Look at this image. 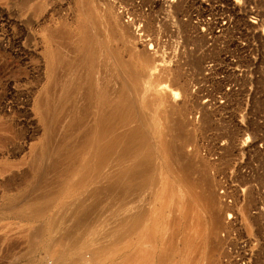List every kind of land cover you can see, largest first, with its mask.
Returning <instances> with one entry per match:
<instances>
[{"label": "rangeland", "instance_id": "374dc122", "mask_svg": "<svg viewBox=\"0 0 264 264\" xmlns=\"http://www.w3.org/2000/svg\"><path fill=\"white\" fill-rule=\"evenodd\" d=\"M215 1L183 0L178 4L175 8L177 18L185 16L188 23H181V33L171 35L172 41L158 54L151 47L140 45L137 34L124 23L112 0H0V264L59 263L43 253L47 247L57 252L62 250L54 244L53 235L47 230L56 206L54 201L49 202L57 194L55 184L59 182L61 171L74 165L76 139L71 136V140H65L70 129H61V132L57 128V86H61L64 78L74 76L73 73L77 77L92 75L90 66L80 69L76 66L82 65L90 51V48H85L86 36L91 39V48L96 44V48L101 46V50L96 49L98 55L108 50V54H103L106 55L108 74L101 73L100 76L125 87L128 108L141 117L146 114L145 119L154 113L161 118V121H156L155 131L157 134L160 131L155 144L159 149L160 146L163 148L159 150V156L164 154L160 160L176 169L180 177L192 180L196 192L206 200L207 207L198 210L201 225L200 233L196 234L193 227L185 225L182 207L172 205L166 196L169 186L165 182L140 196L142 208L148 213V228L153 241L151 263L159 264L166 256L168 261L165 264H190L188 254L195 244H190L189 240L196 239L200 245L194 256L195 262L198 259L195 264H264V245L254 242L264 233L261 216L264 209V73L252 111L246 114L203 111L198 123L189 120L197 106L192 96V83L205 61L202 51L206 39L196 22L214 9ZM246 3L260 12L263 22L259 32L260 36L264 35V0H246ZM237 19V24L246 27L249 17ZM262 41L261 49L264 50ZM57 49L61 50L60 53L64 51L67 58L65 66L60 67L64 73L56 68L59 74L52 70L50 64L59 58ZM241 51L238 50L237 55ZM98 55L96 61L101 63L104 60ZM79 59L83 62H78ZM101 66L96 68L103 69ZM119 76L124 81H120ZM39 101L44 105L41 106ZM52 106L57 112L51 109ZM42 108L49 111L48 119H44ZM173 123L178 128L181 123V135ZM58 142L65 143H60V148ZM54 144L59 146L56 148ZM44 164L47 166L43 167ZM243 169H247L249 175H245ZM160 170L158 176L161 179H171L167 166L163 165ZM230 170L235 176L224 178L227 181L225 186L221 177ZM222 188L234 205L224 200V194L220 193ZM182 195L184 192L178 193V200ZM30 197L41 199L39 206L35 207L42 214L36 218L24 205V199ZM170 219L174 226L169 224ZM205 220L209 223L206 224ZM39 228L47 230L43 231V238L28 239ZM206 237L214 245V250H205L203 243ZM118 262L113 260L106 264Z\"/></svg>", "mask_w": 264, "mask_h": 264}, {"label": "bare ground", "instance_id": "6f19581e", "mask_svg": "<svg viewBox=\"0 0 264 264\" xmlns=\"http://www.w3.org/2000/svg\"><path fill=\"white\" fill-rule=\"evenodd\" d=\"M90 36L92 37L93 35ZM85 38V43H87L85 48L87 50L90 48V51L87 52V56L85 55L86 61L84 60L82 63L79 59L80 61L78 62H81L82 65L79 66L77 64L76 66H78L79 69L83 67L86 68L87 65L90 66L91 70L93 68V71L91 72L92 75H81L77 77L76 73H73L74 76H69L62 80L61 86L58 87L56 85L59 89V105L57 107L59 108V127L57 128H59L61 132V129H70L67 130L68 132L64 139L69 141L71 140V136L75 137L76 144L74 149L76 150V156L73 159V167H67L61 171L59 182L56 184L54 183L55 187L58 189L57 194L53 196L49 202L51 204L54 201V205L56 206L52 210L53 214L47 225V230L53 235L54 244L60 246L62 250L61 252H57L56 250H51V248L47 247L43 250V253L44 255L47 254L48 258H52L57 263L59 262L58 264H106L108 261L113 260H119L120 262H118V264H152L151 255L154 253L153 241L151 240L148 228V213L142 208L141 203L143 202V199L140 196L149 193L158 186L164 185L165 182L169 186L166 196L169 197L172 205H179L182 207L185 225L187 227H193L197 232L196 234L200 233L199 226L201 225L198 210H204L207 207V205H205L206 200L196 192V185L192 180L180 177L178 172H176V169L175 171L171 165L168 166L160 160V157L164 156V154L159 156L160 151H162L160 149L163 148L159 145V149L155 144L159 138H157V135L160 133L158 128L157 130L159 133L157 134L155 131L157 127L156 121H159V119L161 121V118L157 113H154L153 116L145 119L143 118L146 115L145 113V115L141 117L142 115L138 112H133L128 108L129 102L125 93V87L119 86L118 83L113 82L115 80L112 81L109 78H101V73L108 74V71L105 69V64H107L106 55H103L107 49H105V52L102 54L100 52V56L96 53V49L99 48H96V45L98 44L91 48V39L88 36ZM94 41H97V39H94ZM57 42L58 41H56V43ZM101 43L103 44V42ZM60 48L61 46L59 49ZM59 49H57L59 51V58L50 63L52 70L57 73L58 71H55L56 68L59 67L58 69L60 70V67L63 65L65 66L67 61L66 56L63 54L65 52L63 51V53H60L61 50ZM64 49L65 48H63V50ZM97 55L102 57L104 61L97 63ZM114 61L117 62L116 60ZM97 66H101L103 69L100 67V69L96 68ZM108 68L109 67H107V70ZM61 72L64 73L63 70ZM120 77L121 76H119V78ZM117 79L118 76L116 77V80ZM122 80L123 79L120 81ZM126 88L129 87L126 86ZM143 97L141 99H143ZM40 104L41 106L44 105L41 102ZM52 107L51 109L53 110L56 108L55 106ZM142 111H144L143 108ZM48 113V110L42 108V114H44L43 117H45L44 119H48ZM50 114L53 116L52 113ZM173 122H178V120ZM174 123L172 125L176 127ZM48 124L49 123H47V125ZM179 125L180 128H182L181 123ZM176 128H178V126ZM180 128H178L179 133L181 132V130H179ZM69 132H71V134H69ZM53 138L56 137L54 136ZM174 140L176 141L177 139L174 137ZM67 141L65 142L68 143ZM60 143L58 142L59 145ZM48 144L50 145L51 142ZM54 147H56L55 144ZM59 147L61 148V145ZM175 148H178V146ZM175 150L176 149H174V151ZM178 151L179 150H177V152ZM47 154H45V158ZM183 156H185V154ZM46 159L48 161V158ZM187 160L189 159L187 158ZM174 162L173 164L176 165ZM177 163L179 168L183 170L182 164L179 161H177ZM45 165L46 164H44L43 167H45ZM163 165L167 166V170L171 176V179L166 181L158 176L161 172L160 168ZM178 165H176L177 168ZM176 166L174 167L176 168ZM184 169L186 168L184 167ZM59 170H61V168H59ZM51 174H54L55 176V173ZM45 186H47V184ZM50 186L51 185L49 184V187ZM181 191L184 192V195L178 200L179 197L177 198V195ZM36 197L39 196L37 195ZM24 200H26L24 201L25 207L29 209L34 218L42 214V212L37 211L38 209L35 207L39 204L41 199H31L30 197L29 199ZM147 207L148 206L146 205V208ZM26 214L28 216V213ZM213 218L216 219V217ZM209 220H205L206 224L209 223ZM215 221H217V219ZM169 224L174 226L173 220L170 219ZM206 226L208 227V225ZM47 230L45 228H39L33 232L28 239L35 237L43 238V231L45 233ZM206 238L207 239H205L203 243L205 250L206 248L207 250L213 249L214 245L212 246L209 238ZM196 242V239L189 240L190 244H195L188 254L189 260L191 261L190 264H193V261L195 264L198 260L197 259L195 262L194 259L196 253H198V245H200ZM209 252L207 251V253ZM169 258L171 259V257ZM167 261L168 257L165 256L160 260L159 264H165ZM49 264L51 263L49 262Z\"/></svg>", "mask_w": 264, "mask_h": 264}, {"label": "built area", "instance_id": "2783aa9c", "mask_svg": "<svg viewBox=\"0 0 264 264\" xmlns=\"http://www.w3.org/2000/svg\"><path fill=\"white\" fill-rule=\"evenodd\" d=\"M112 1L124 23L137 34L140 45L151 47L158 54L172 41L171 35L181 33V23H188V18L178 19L175 12L183 0ZM213 6L204 19L196 22L206 42L202 51L205 55L203 68L192 83V96L197 102L189 115L193 123H198L203 111L221 114L252 111L264 73L260 12L246 0H217ZM241 16L249 17L246 27L237 24L236 18ZM238 50L242 51L237 55ZM260 146L263 148V144ZM232 171L221 177L225 186L227 181L223 179L235 176ZM243 173L249 175L247 169H243ZM220 193L224 194L225 201L234 205L225 189H220ZM262 217L264 223V209ZM254 242L264 245V233Z\"/></svg>", "mask_w": 264, "mask_h": 264}]
</instances>
